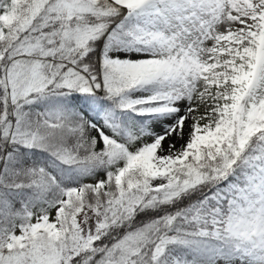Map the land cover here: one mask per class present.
Here are the masks:
<instances>
[{
    "label": "snow or ice",
    "instance_id": "snow-or-ice-1",
    "mask_svg": "<svg viewBox=\"0 0 264 264\" xmlns=\"http://www.w3.org/2000/svg\"><path fill=\"white\" fill-rule=\"evenodd\" d=\"M0 264H264V0H0Z\"/></svg>",
    "mask_w": 264,
    "mask_h": 264
}]
</instances>
